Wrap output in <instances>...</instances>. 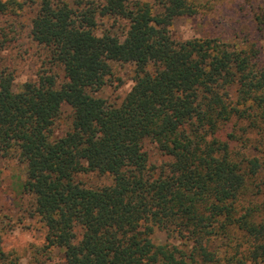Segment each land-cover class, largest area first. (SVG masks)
<instances>
[{
    "label": "trees",
    "instance_id": "16d2710c",
    "mask_svg": "<svg viewBox=\"0 0 264 264\" xmlns=\"http://www.w3.org/2000/svg\"><path fill=\"white\" fill-rule=\"evenodd\" d=\"M257 1L250 16L264 38ZM33 4L0 0V11ZM204 9L199 0L37 3L36 78L16 90L0 70V154L24 165L21 188L62 264H264L263 47L172 36L175 18ZM109 19L124 21L119 33ZM112 62L132 64L133 84L108 101L95 93ZM63 104L69 127L55 134ZM145 140L168 159L150 164ZM84 171L111 182L87 186ZM155 229L179 243H155ZM8 256L0 264H17Z\"/></svg>",
    "mask_w": 264,
    "mask_h": 264
},
{
    "label": "rangeland",
    "instance_id": "374dc122",
    "mask_svg": "<svg viewBox=\"0 0 264 264\" xmlns=\"http://www.w3.org/2000/svg\"><path fill=\"white\" fill-rule=\"evenodd\" d=\"M199 1L204 4L205 12L177 17L172 21L169 30L174 38L183 40L213 36L238 47H245L247 43L255 41L263 47L261 55L264 60V38L250 16V9L256 6L257 0ZM38 2L34 0L33 5L21 10L0 11V70L13 75V87L16 90L23 83L33 81L41 67L43 50L31 39L29 32L30 19ZM121 24H124L123 20H105V26H111L113 32L119 33ZM111 64L112 74L108 82L95 95L115 101L122 98L132 86L133 66L121 62ZM70 115V107L63 104L54 128L55 134H62L68 129ZM232 128L231 124L226 125L223 135ZM143 149L150 164L158 165L168 159L150 140L143 142ZM77 178L87 186L111 182L109 175L90 171L79 173ZM24 179V165L14 155L3 157L0 154V253L9 255L6 262L9 258H16L17 264H62L63 250L45 246L46 229L41 218L32 214L33 199L21 188ZM151 238L155 243H179L178 239L168 238L159 229L154 230Z\"/></svg>",
    "mask_w": 264,
    "mask_h": 264
}]
</instances>
